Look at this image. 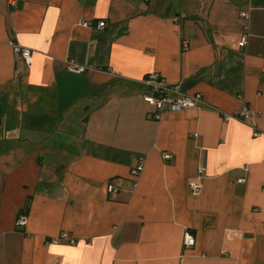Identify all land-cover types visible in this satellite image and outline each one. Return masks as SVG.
<instances>
[{"label":"crops","instance_id":"obj_1","mask_svg":"<svg viewBox=\"0 0 264 264\" xmlns=\"http://www.w3.org/2000/svg\"><path fill=\"white\" fill-rule=\"evenodd\" d=\"M0 264H264V0H0Z\"/></svg>","mask_w":264,"mask_h":264},{"label":"built area","instance_id":"obj_2","mask_svg":"<svg viewBox=\"0 0 264 264\" xmlns=\"http://www.w3.org/2000/svg\"><path fill=\"white\" fill-rule=\"evenodd\" d=\"M248 9L247 11L240 12L239 17L242 20H247L248 11L250 10V1L247 3ZM105 26L104 22H99L97 24V28L102 29ZM244 33H246V27L244 28ZM245 36L238 42L239 48H244L246 45ZM12 53L14 56L20 57L25 64H31V52L27 49H23L15 44H9ZM67 70L73 74H81L85 71V68L82 66H78L73 63H69L67 66ZM160 77L156 73H151L145 78V86L146 92L141 96L143 101L149 106L155 109L154 119L159 120L161 116L165 114H175L179 113L183 110L194 109L200 103V96H187L181 95L180 97L173 99L169 96L171 93L170 88L163 86L159 83ZM246 118L245 112H241L238 116L233 117L234 120H243ZM164 159H168L167 155L163 156ZM143 165L142 162H139L134 168L131 169L130 175L136 178L139 173L142 171ZM202 172L201 170L199 171ZM239 183L241 180L238 181ZM191 191L196 193L198 190L197 186L191 185ZM109 191L114 193L115 189L110 187ZM26 225V217L24 214H20L16 221V226L22 228ZM61 239L67 240L66 234L61 235ZM57 242V240H56ZM194 245V239L189 233H185L183 236V246L185 248H190Z\"/></svg>","mask_w":264,"mask_h":264}]
</instances>
